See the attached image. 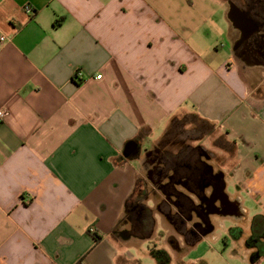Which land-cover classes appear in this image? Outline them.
<instances>
[{"label": "crops", "instance_id": "1", "mask_svg": "<svg viewBox=\"0 0 264 264\" xmlns=\"http://www.w3.org/2000/svg\"><path fill=\"white\" fill-rule=\"evenodd\" d=\"M254 1L247 22L229 0H0V264H134L122 220L174 118L230 145L227 217L244 190L264 206V63L235 40L264 32Z\"/></svg>", "mask_w": 264, "mask_h": 264}, {"label": "rangeland", "instance_id": "2", "mask_svg": "<svg viewBox=\"0 0 264 264\" xmlns=\"http://www.w3.org/2000/svg\"><path fill=\"white\" fill-rule=\"evenodd\" d=\"M181 120H184V124L176 127L173 132L175 134H172V137H176V145L169 146L171 151L175 152L170 155H177L180 158L187 156L185 158L194 162L201 155V158L213 166L215 171H218L222 165L231 163L233 154L221 153V147L230 145L228 146L219 131L202 121L195 122V125L188 124L192 118ZM194 128L198 130H193ZM182 141L184 143H181ZM192 144L194 146L198 144L199 148L193 149ZM192 150L195 151L193 155L189 152ZM180 152L183 154H178ZM188 153L190 154L186 155ZM182 171L186 172L184 169ZM168 180L163 178L162 181H158L157 175L153 177L147 168L139 178V191L148 196L144 199L139 198L140 193H138L134 200L145 206L144 218H142L143 231L138 234L146 239L141 242L140 239H136L133 244L131 251L137 257L134 264H250L246 253L252 256L256 248L248 245L246 236L236 237L231 228L241 227L244 232H250L251 235L256 213L264 209L263 204L257 203L256 199L250 196L249 191L244 190L242 195L249 209L248 219L245 221L242 218L241 221L234 222L222 212L211 211L210 219L215 227L204 235L194 225L196 221L201 220L198 213L188 211V208L185 212L182 206L183 203H186L187 207L199 203L197 195L189 186L179 182L166 185L168 187L166 190L163 184L169 182ZM227 181L228 190L236 193L238 184L234 182L232 176L229 175ZM177 193L181 195L178 196ZM205 194L210 195L211 189H207ZM164 259L168 262L163 263L161 260Z\"/></svg>", "mask_w": 264, "mask_h": 264}, {"label": "flooded vegetation", "instance_id": "3", "mask_svg": "<svg viewBox=\"0 0 264 264\" xmlns=\"http://www.w3.org/2000/svg\"><path fill=\"white\" fill-rule=\"evenodd\" d=\"M231 4H237L241 8H243L244 13L250 14L251 9L256 5L254 0H229ZM235 15L233 12V16L236 20H240V17ZM254 19V18H253ZM240 23V22H239ZM247 32L249 33V30L246 29L244 31L238 29V33L235 36V40L237 42V45L241 48V51L244 52L246 55H248V58L256 64L264 63V32H262V29L258 27L257 31H253V33L250 35V37L247 36ZM165 149L159 150V152H149L146 158V162L148 164V168L153 174V177L157 175L158 181H162L163 178H168L169 182L166 184L164 183L163 186L167 190L168 184H172L174 182H179L181 178H183L186 181V185L192 189L198 191V181H199V174H200V166L206 163L205 166V172L206 174H209L210 172L214 171V167L209 165L207 161H205L203 158H201V155L198 157L197 161L194 162L189 160L188 158H178V159H172L168 155V151L163 153ZM157 154H161V156H156ZM203 155V154H202ZM204 162V163H203ZM186 170V172L182 170ZM188 171V172H187ZM216 179H219V176L215 177ZM205 179V178H204ZM210 180L207 186H212V189L214 192H216L215 198H207L205 197V200L212 199V203H205L204 200H202L197 204L194 203L192 206H186V203H183V211L187 212L192 210L198 213L199 218L201 220H198L195 222V226L198 227V229L204 234H208L210 229L215 225L211 222L210 219V213L211 210H217L220 207L222 208V211L224 212H236L237 209L236 205L232 202L225 203V200L227 199V195L223 192H221L220 189V183L219 182H213ZM175 186V184H174ZM209 189V188H208ZM202 190L201 192H203ZM196 194V193H195ZM177 195H181V193H177ZM218 201L220 204H218ZM144 209L145 206L141 205L138 202L132 201L128 205V217L130 222V228L128 233L130 234H138L143 231V219L144 218ZM189 213V212H188ZM198 230L196 231V233ZM245 235V232H244Z\"/></svg>", "mask_w": 264, "mask_h": 264}, {"label": "trees", "instance_id": "4", "mask_svg": "<svg viewBox=\"0 0 264 264\" xmlns=\"http://www.w3.org/2000/svg\"><path fill=\"white\" fill-rule=\"evenodd\" d=\"M191 122L190 123H193L195 125V122L197 121H202V122H205L204 119L198 117V115L194 114L193 115V118L192 120H190ZM181 124H184V120H181L179 118H174L172 120V122L170 123L165 135L163 136V138L160 140V142L158 143V146L153 149L152 151L150 152H154V153H157L159 152V150H163V153H165L166 151H168V154H174L175 152H172L171 149L169 148L170 145H176V140L175 138L176 137H172V134H175L173 133L176 129V127H178L179 125ZM172 137V138H171ZM175 140V142H174ZM181 143H184L183 141ZM188 146V145H187ZM194 147V146H193ZM199 147H194L193 149L197 150ZM191 153V155H193L195 153L194 150L192 151H189ZM190 153L186 154V155H189ZM178 154H183L182 152L178 153ZM156 156H161V154H157ZM169 157H171L172 159H178L180 158L179 156H173V155H168ZM204 163V162H203ZM205 166H206V163H204L203 165L200 166V174H199V181H198V185L197 187L199 188L198 192H196V190H192V192L197 195L198 199L201 201L202 203V200L205 201V203H212L211 201H213L216 197V192L213 191L212 189V186H207L208 183L210 182L211 179L212 180V183L213 182H219L220 184V189H221V192L225 193V185H226V181H225V177L223 176V172L218 170V171H213V172H210L209 174H206L205 172ZM216 176H219V179H216L215 177ZM205 178V179H204ZM179 183L181 184H184L186 185V181L181 178L179 180ZM188 186V184L186 185ZM139 187H140V183L137 184V187L135 188L134 192L132 193V195L130 196L129 198V202H128V205L134 200V197L135 195H137L138 193H140L139 195V198H146L148 195L145 194L144 192H140L139 191ZM211 189V194L210 195H206L205 192L207 189ZM202 190H204L203 192H201ZM205 197H211L212 199H209L208 201L205 200L204 198ZM219 202V201H218ZM220 204V203H219ZM213 212H222V214H225L226 212L222 211V208L220 207L219 209L217 210H211ZM125 222L127 225H130V222H129V217H128V212H127V215L123 218L122 222ZM253 232L251 233L250 236L247 237V243L249 246H253L256 248V251L254 252V254L252 255L255 259H257V257H261L262 255H264V217L263 216H259L257 215L256 218H255V221H254V227H253ZM233 234L240 238L241 236L244 235V230L243 228L241 227H233L231 228ZM96 238H99L98 237V234L95 233L94 234ZM165 253V252H164ZM166 254V253H165ZM163 263H167L168 260L164 259V260H161Z\"/></svg>", "mask_w": 264, "mask_h": 264}, {"label": "water", "instance_id": "5", "mask_svg": "<svg viewBox=\"0 0 264 264\" xmlns=\"http://www.w3.org/2000/svg\"><path fill=\"white\" fill-rule=\"evenodd\" d=\"M233 12L236 14H238V17H242L245 21L247 22H251V19L248 17V15H246L244 13V11L239 8V6L237 4H232L231 6V10H230V15L232 16V18L234 19L233 16ZM253 33V31H251L250 33L247 34V38L250 37V35ZM139 148V144L136 141H131L127 144L126 146V150H125V155L126 156H130L131 154L135 153L136 151H138ZM224 175V174H223ZM230 199L227 197V199L225 200V203H230ZM237 207V206H236ZM238 209V208H237ZM237 209L235 210L237 212ZM214 229V226L210 229V231H212ZM252 261H254V257L252 256L251 258Z\"/></svg>", "mask_w": 264, "mask_h": 264}, {"label": "built area", "instance_id": "6", "mask_svg": "<svg viewBox=\"0 0 264 264\" xmlns=\"http://www.w3.org/2000/svg\"><path fill=\"white\" fill-rule=\"evenodd\" d=\"M1 40L4 41L6 39L5 36H0ZM102 74H98L97 78H101ZM9 114V111L5 108H0V124H2L3 122H5L7 116Z\"/></svg>", "mask_w": 264, "mask_h": 264}]
</instances>
